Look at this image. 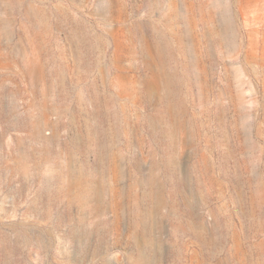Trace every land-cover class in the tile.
Instances as JSON below:
<instances>
[{"label":"rangeland","instance_id":"374dc122","mask_svg":"<svg viewBox=\"0 0 264 264\" xmlns=\"http://www.w3.org/2000/svg\"><path fill=\"white\" fill-rule=\"evenodd\" d=\"M0 264H264V0H0Z\"/></svg>","mask_w":264,"mask_h":264}]
</instances>
